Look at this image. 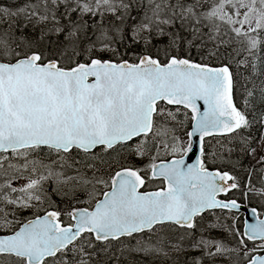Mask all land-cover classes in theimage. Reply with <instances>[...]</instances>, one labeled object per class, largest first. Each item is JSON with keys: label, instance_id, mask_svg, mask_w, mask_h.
<instances>
[{"label": "snow or ice", "instance_id": "1", "mask_svg": "<svg viewBox=\"0 0 264 264\" xmlns=\"http://www.w3.org/2000/svg\"><path fill=\"white\" fill-rule=\"evenodd\" d=\"M261 216L264 0H0V264H264Z\"/></svg>", "mask_w": 264, "mask_h": 264}, {"label": "water", "instance_id": "2", "mask_svg": "<svg viewBox=\"0 0 264 264\" xmlns=\"http://www.w3.org/2000/svg\"><path fill=\"white\" fill-rule=\"evenodd\" d=\"M192 162H194V160ZM242 214L244 215V221H247L248 223H255L256 222L257 217L253 216L250 211H245ZM263 218H264V216H263Z\"/></svg>", "mask_w": 264, "mask_h": 264}, {"label": "trees", "instance_id": "3", "mask_svg": "<svg viewBox=\"0 0 264 264\" xmlns=\"http://www.w3.org/2000/svg\"><path fill=\"white\" fill-rule=\"evenodd\" d=\"M250 205H253V206H256V207H258V208H259V205H258V204H256L255 200H253V201H252V203H251ZM240 227H242V225H240Z\"/></svg>", "mask_w": 264, "mask_h": 264}]
</instances>
